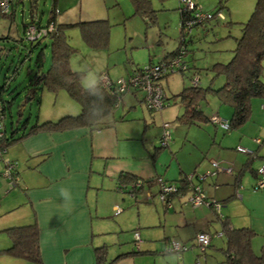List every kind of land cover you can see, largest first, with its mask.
Listing matches in <instances>:
<instances>
[{
  "label": "crops",
  "instance_id": "1",
  "mask_svg": "<svg viewBox=\"0 0 264 264\" xmlns=\"http://www.w3.org/2000/svg\"><path fill=\"white\" fill-rule=\"evenodd\" d=\"M55 2L52 1L53 9ZM107 2L75 0L73 3L65 0L64 10L56 7L58 13L55 15L50 9L43 21L42 15H37L36 0H29L28 15L23 17L21 24L22 33L26 22L42 24L51 16L63 25L107 20ZM13 4L14 1L10 0L8 11H13L12 18ZM14 32L17 34V27ZM9 37L15 39L10 33L6 38ZM134 70L135 67L132 72ZM55 95H59L61 101L45 120H56L79 112V104L64 91ZM123 116L119 115L118 119L107 117L106 120H112V123L97 129L40 130L13 141L0 154V160L3 159V166L0 162V187L9 188L6 193L11 192L10 196L3 197L0 206V249L11 244L5 228L34 222L40 255V263H37L0 253V264H96L95 247L106 245V259L109 261L119 254L133 251L134 241L141 252L120 256L112 264H207V254L200 259V254L193 249L180 254L167 251L168 241L174 239L184 243L194 239L198 232L207 231L212 233L211 246L213 238L224 237L219 220L223 217L228 219L231 227L252 228L256 233L254 242L260 246L264 244V188L253 189L257 175L250 169L256 170L264 165V153L253 148L257 156L250 168L243 169L247 153L243 159L236 157L234 160L229 154L207 147L202 154L203 160L191 164L180 157L183 150L177 147L180 142L171 140L168 149L172 153L171 159L176 162L170 160L165 163L159 154L163 146H156L155 141L145 134L148 128L146 120H131ZM129 121H138L139 125L134 124L135 128L131 130ZM168 122H175L171 131L176 130L178 122L185 123L177 119ZM164 129L162 125L158 131L160 140ZM177 148L182 149L177 151ZM5 160L15 164L16 177L12 186L3 175ZM212 160L220 168L215 173ZM254 160L260 161L258 166H253ZM192 173L205 175L200 180L194 175L192 182L200 185L206 198L219 202V212L206 204L192 206L186 200L187 192L168 195L165 201L160 196L155 197L154 183L160 192L157 178L178 183ZM246 173L253 179H248ZM121 174L135 176L137 186L141 184V188L134 194L129 192L130 184L120 181ZM122 182L124 186L120 187ZM60 187L69 188L73 194L71 214L59 207ZM233 203L234 219L227 208V204ZM116 207L121 210L116 212ZM239 209L242 213L235 215ZM213 222L218 223L219 229ZM222 248L218 249L222 252ZM223 257L222 252L221 261Z\"/></svg>",
  "mask_w": 264,
  "mask_h": 264
},
{
  "label": "rangeland",
  "instance_id": "2",
  "mask_svg": "<svg viewBox=\"0 0 264 264\" xmlns=\"http://www.w3.org/2000/svg\"><path fill=\"white\" fill-rule=\"evenodd\" d=\"M13 1V20L5 17L0 18V47L2 48L0 51V84L5 80L3 78L5 74L12 77L5 80L11 87H15L13 91L15 93L9 110H6L4 125L7 133H10V129L13 127L14 129L17 128L16 133L19 135L37 120L46 119L47 115L54 111L61 100L58 97L59 95L56 96L43 87L37 89L32 98L25 95L26 92L23 86L28 81L27 67L33 65L32 61L35 54L42 48L45 55L43 69H47L50 62L51 39L42 37L37 47L33 49V52H30L29 60L25 59V55L29 53V43L24 39L21 40L20 37H22L21 24L23 17L27 16L29 12V0ZM52 1L36 0L37 15L41 14L43 21L52 8ZM71 1L74 3L75 0ZM149 1L155 11V21L153 23H147L143 16L135 13L131 0H108L106 9L109 13L107 17L109 31L105 46L87 45L78 26L65 30L69 43L76 49L70 57V66L72 69L84 71L82 77L84 85L103 75L112 80L127 78L134 67H143L149 62L157 63L179 44L180 20L178 8L180 0ZM193 1L203 11L220 9L223 17L217 18V21L212 18L204 25L192 27L190 32L186 34L187 53L184 55V59L188 61L189 67L182 71L175 70L167 77L160 79L164 94L168 98L164 105L158 110L150 111L144 107L141 101L144 91L138 89L133 94L129 90L123 94L122 101L117 105L113 114L108 116L110 119L113 117L118 119L119 115L124 114L123 117L131 120L132 118L145 119L148 124L145 134L155 141L156 146H159L161 142L159 139L161 133L158 132L161 126L169 120L176 119L183 111L182 103L177 99L173 100L172 95L181 90L182 87L191 85L192 78L196 75L199 77V84L202 87L208 84L217 87L222 83L223 77L221 75L214 76V72L210 70V67L216 62L226 63L231 58L236 38L241 33V24L247 21L256 2V0ZM64 3L65 0H56L55 8L64 10L66 7ZM15 27L18 28L17 34L14 32ZM8 33L15 39L6 38ZM14 72L15 75L13 76ZM262 79H264V76H262ZM3 96L8 99L5 92ZM262 104H264V98H252L248 119L241 126L231 128L229 131L218 125L214 126L209 119L203 121L200 125L178 122L176 130L172 129L167 145L160 148L159 154L163 156L165 163L172 160V153L169 152L168 147L170 142L174 140L180 142L177 147L183 148L179 154L180 157L191 164L203 160L202 154L206 152L207 147L229 154L234 157V160L236 157L243 159L246 156L245 152L237 150L236 146L238 145L251 151L253 148H257L259 153H264V143L256 141L257 138L264 140V108H262ZM200 107L208 117L215 113L219 117L227 119L231 113L229 105L220 103L211 94L206 95V100L200 103ZM24 122L26 127L23 126ZM129 122H131V130L135 128L134 124L139 125V123H136L138 121ZM139 131L141 133L142 128ZM241 140L242 142L239 143ZM182 148L176 150L179 151ZM172 161L174 162L175 159ZM0 162L3 166L2 158ZM259 162L254 160L253 166H258ZM245 175L248 179H253L250 174L246 173ZM153 188L156 192L155 197L159 198L157 184L154 183ZM8 189L0 187V206L3 197L6 198L11 195V192L6 193ZM3 190L4 192H2ZM227 208L234 219V203L233 205L227 204ZM240 213H242V209H239L235 215ZM213 225L219 229L218 223L213 222ZM254 238L256 237L252 238L251 247L254 253H258L260 244L257 245ZM184 243L187 249L182 252L193 249L200 254V259H203L204 254H207V264H224L221 261L222 252L218 249L219 247H225L224 237L213 238L211 246L207 245L203 249L194 239L187 240Z\"/></svg>",
  "mask_w": 264,
  "mask_h": 264
},
{
  "label": "trees",
  "instance_id": "3",
  "mask_svg": "<svg viewBox=\"0 0 264 264\" xmlns=\"http://www.w3.org/2000/svg\"><path fill=\"white\" fill-rule=\"evenodd\" d=\"M131 2L134 6L135 13L143 16L147 23H153L155 21V11L152 9L149 0H131ZM53 7L54 6H52L51 10H53ZM178 9L180 42L175 49L165 54L158 62L165 61L176 55L182 47L185 49L183 57L187 53L185 36L189 32L186 31L185 21L192 16V11L185 9L180 10V6ZM218 10L220 9L208 11L211 14V18L200 23H195L192 27H197L201 24L204 25L205 22L210 21L212 18L217 21L215 13ZM12 14L13 11L11 10L6 13H0V18L5 17L13 19ZM50 20H53L55 23L54 29L46 36L51 39L50 62L47 69H43L45 55L42 48L39 49L32 61L33 65L27 67L26 74L28 81L27 84L23 86L26 92L25 95L32 98L37 89L42 87L54 94L59 91H64L71 99L79 104L80 110L76 114L63 115L56 120H37L26 131L19 135L16 133L17 128L14 129L13 127L10 129V133H6L4 119H2L1 123L4 133L0 136L1 149L5 150L13 141L20 140L40 130L60 131L76 127L97 129L107 126L112 123V120H106V118L113 114L123 94L127 92L119 91L115 80L111 79L109 84H103L100 77H98L96 79L98 81V87L92 89L97 95L93 96L86 90L85 85L82 83L84 71L72 69L70 66V57L76 49L69 43L68 35L65 30L78 26L81 30L82 38L87 45L95 47L105 46L109 31L107 20L83 21L65 25L58 24L54 16H51L48 21ZM29 23H35L38 26L45 24L39 22H26L22 37H20L21 40H25L24 29ZM240 29L241 33L240 36L236 38V44L231 58L226 63L216 62L210 67V70L214 72V76L221 75L223 77V81L220 85L214 87L208 84L202 87L199 82L197 84L192 83L189 86L182 87L181 90L172 95L173 100L177 99L183 105V111L176 117L177 120L187 124H199L200 122L207 121L209 117L203 113L199 106L203 100H206V95L211 94L214 95L220 103L227 104L231 107V115L227 118L229 129L239 127L244 124L249 117L252 98H264V79H262V76H264V0H256L249 18L241 24ZM41 38L42 37L35 40H26L29 43V53L25 55V59L29 60L31 56L30 52H33V49L37 47ZM1 49L0 47V51ZM184 61L186 63L185 69H187L189 67L188 61L185 59ZM140 68L141 67H136L134 71ZM180 71H182V69ZM171 73L172 72H166L162 77H167ZM14 75L15 72L13 73V76ZM3 78L6 80L12 77L5 74ZM5 80L0 84L1 112L4 118L6 116V110H9L12 104V97L15 93L13 92L15 87H11ZM135 90L138 89H131L133 92ZM4 92L8 95V99L10 98L9 100L4 98ZM166 99L168 98L164 95L163 104ZM93 101L96 102L95 107L104 110L102 116L96 117L90 112ZM23 126H25V122ZM247 154L248 157L243 169L246 167L250 168L252 160L257 156L256 150H249ZM250 169L254 170L256 173L258 168L255 170L251 167ZM12 175L15 176V171L12 172ZM119 179L120 181L130 184L128 191L133 194L136 193V190L138 191L141 188L139 187L141 184L137 186L138 180L135 176L121 174ZM124 182H122L120 187L124 186ZM176 184L180 192H185L188 189L185 179L178 180ZM219 218L220 217H218V219ZM219 220L222 224L221 232L225 239V247L222 248L224 255L222 261L224 264H264V244L260 246L258 253H254L252 250L251 239L256 234L252 228L231 227L226 217L220 218ZM4 231L9 237L11 244L6 248L0 249L1 254L13 257H24L30 261L40 263L37 226L34 222L24 225L9 226L5 228ZM94 250L96 264H112V262L120 256L141 252L135 241L133 251L119 254L109 261L106 259V245L95 247Z\"/></svg>",
  "mask_w": 264,
  "mask_h": 264
},
{
  "label": "built area",
  "instance_id": "4",
  "mask_svg": "<svg viewBox=\"0 0 264 264\" xmlns=\"http://www.w3.org/2000/svg\"><path fill=\"white\" fill-rule=\"evenodd\" d=\"M9 0H0V13H6L9 10ZM180 10H188L192 11V16H190L185 21L186 31L190 32L191 27L195 23H200L206 19L211 18V14L208 11L201 10L200 6H198L193 0H180ZM53 13L56 15L58 13V9L54 8ZM216 18H222L223 13L218 10L215 13ZM55 23L53 20L47 21L44 25H36L35 23H29L24 29V38L25 40H35L39 37H46L52 29H54ZM185 49L182 47L179 49L176 55L166 59L162 62L157 63H148L147 65L141 67L140 69L134 71L131 74H128L127 78H118L115 80L119 91H129L131 89H142L144 91L143 103L144 106L150 110H158L163 104L164 92L160 83V79L166 72H173L175 70H183L186 67V63L184 61L183 53ZM100 80L103 84H109L110 78L105 77L103 75L100 77ZM199 82V77L196 75L192 78V83L197 84ZM262 108H264V104H262ZM4 119V115L1 112V100H0V136L3 135L4 129L1 123V120ZM209 120L217 125H219L222 129L228 130V120L219 117L217 114H212L209 117ZM175 122H167L164 124L165 129L162 133V139L160 140V145L164 146L167 144L168 140L171 136L170 128L174 125ZM257 142L260 143V139H256ZM4 149L0 148V154ZM237 150L249 153V150H246L242 146H237ZM5 170L3 175L8 180L9 186L14 185L15 177L12 175V172L15 171V164L9 160H5ZM211 164L214 167L213 173L218 171L220 168L217 165L216 161L212 160ZM229 171V169H226ZM257 178L253 185L254 190H260L264 188V165L259 166L257 169ZM195 174H188L185 176V180L188 185L186 200L192 206H200L202 204H206L211 206L214 210L219 212L220 204L218 201L212 198H206L204 193L198 183H193L192 179ZM199 180L204 178L205 175H195ZM156 181L160 184V192L159 196L162 201H165V197L174 193H181L178 189V185L174 182H166L162 181L160 178H157ZM184 193V192H182ZM116 212L121 210L120 207L115 208ZM134 236L137 238V233L135 232ZM194 240L196 243L202 247H206L210 244L211 234L207 231H200L195 235ZM187 246L185 243L180 241L170 239L167 244V251L175 252L180 254L182 251L186 250Z\"/></svg>",
  "mask_w": 264,
  "mask_h": 264
},
{
  "label": "clouds",
  "instance_id": "5",
  "mask_svg": "<svg viewBox=\"0 0 264 264\" xmlns=\"http://www.w3.org/2000/svg\"><path fill=\"white\" fill-rule=\"evenodd\" d=\"M97 87H98L97 80H92L89 83L85 84L86 90H88L89 93L93 96H96L97 93L93 92L92 89ZM95 103H96L95 101L92 102V105L90 107V112L93 114V116L100 117L103 115L104 110L95 107ZM59 197H60L59 207L62 208L68 214H71V212L74 209V203H73L74 197L71 190L66 187H60Z\"/></svg>",
  "mask_w": 264,
  "mask_h": 264
}]
</instances>
